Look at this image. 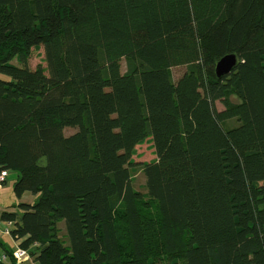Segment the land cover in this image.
Returning <instances> with one entry per match:
<instances>
[{
    "label": "trees",
    "instance_id": "16d2710c",
    "mask_svg": "<svg viewBox=\"0 0 264 264\" xmlns=\"http://www.w3.org/2000/svg\"><path fill=\"white\" fill-rule=\"evenodd\" d=\"M0 76V264H264V0H0Z\"/></svg>",
    "mask_w": 264,
    "mask_h": 264
},
{
    "label": "rangeland",
    "instance_id": "374dc122",
    "mask_svg": "<svg viewBox=\"0 0 264 264\" xmlns=\"http://www.w3.org/2000/svg\"><path fill=\"white\" fill-rule=\"evenodd\" d=\"M15 66H19L14 61ZM121 66V73H124L125 71V61L122 60L120 63ZM37 67H41L42 69H45V62L43 58V52L42 49H33L31 50L30 57L28 59V68L31 70H34ZM186 71L185 67H176L172 68L170 70L171 76L173 81H176L184 72ZM1 77V76H0ZM216 110L220 111L222 110V105L220 103L215 104ZM76 130L72 128H65L63 131V134L65 136H69L73 134ZM156 159L154 154V149L152 147V142L149 140L144 141L142 144L137 146L131 156V162L132 166L129 167L130 174H131V185L134 191L139 193L143 199V201L148 202V198L146 196V189H145V178L142 174L141 165L146 163H151ZM17 178V173L14 171L8 172V178L6 185L0 190V209L1 210H7L8 211H16L19 213L17 204L21 202L28 201V198L34 197L25 194L20 200H17L15 196L13 195V184L15 183ZM32 201V199H31ZM153 212V209L151 210ZM59 227V236L63 238L66 244V238H65V232H64V223L60 222L58 224ZM1 240L6 243L8 246H12L10 238L7 236H1ZM68 243V242H67ZM67 245V244H66ZM30 261H32L30 259ZM30 263V262H27Z\"/></svg>",
    "mask_w": 264,
    "mask_h": 264
},
{
    "label": "built area",
    "instance_id": "2783aa9c",
    "mask_svg": "<svg viewBox=\"0 0 264 264\" xmlns=\"http://www.w3.org/2000/svg\"><path fill=\"white\" fill-rule=\"evenodd\" d=\"M8 173L5 170H0V190L6 185ZM13 229L12 223H0V236H10V232ZM12 258L16 264H23L30 261V257L27 251L21 249L18 243H14V249L12 252ZM0 260H5V255L0 256Z\"/></svg>",
    "mask_w": 264,
    "mask_h": 264
},
{
    "label": "water",
    "instance_id": "95a60500",
    "mask_svg": "<svg viewBox=\"0 0 264 264\" xmlns=\"http://www.w3.org/2000/svg\"><path fill=\"white\" fill-rule=\"evenodd\" d=\"M236 65V58L233 55L225 56L215 65V75L221 77L228 75Z\"/></svg>",
    "mask_w": 264,
    "mask_h": 264
},
{
    "label": "crops",
    "instance_id": "0c3cea01",
    "mask_svg": "<svg viewBox=\"0 0 264 264\" xmlns=\"http://www.w3.org/2000/svg\"><path fill=\"white\" fill-rule=\"evenodd\" d=\"M31 199H32V201H31ZM27 200H28V201H26V202H24V203H28V204H30V203L33 202V198H28ZM3 211H8V209H7V210H4V209L1 210V209H0V213L3 212ZM8 212H13V211H8ZM29 262H30V263H23V264H34L32 261H29Z\"/></svg>",
    "mask_w": 264,
    "mask_h": 264
}]
</instances>
